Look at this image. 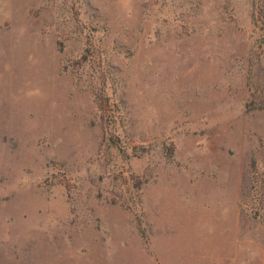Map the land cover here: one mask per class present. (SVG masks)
Here are the masks:
<instances>
[{
    "label": "rangeland",
    "instance_id": "1",
    "mask_svg": "<svg viewBox=\"0 0 264 264\" xmlns=\"http://www.w3.org/2000/svg\"><path fill=\"white\" fill-rule=\"evenodd\" d=\"M0 264H264V0H0Z\"/></svg>",
    "mask_w": 264,
    "mask_h": 264
}]
</instances>
